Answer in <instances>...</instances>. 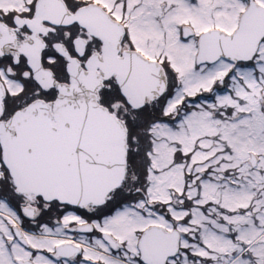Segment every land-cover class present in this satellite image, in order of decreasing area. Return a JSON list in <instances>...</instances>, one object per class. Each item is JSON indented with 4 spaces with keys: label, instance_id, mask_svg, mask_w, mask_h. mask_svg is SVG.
I'll list each match as a JSON object with an SVG mask.
<instances>
[{
    "label": "snow or ice",
    "instance_id": "snow-or-ice-1",
    "mask_svg": "<svg viewBox=\"0 0 264 264\" xmlns=\"http://www.w3.org/2000/svg\"><path fill=\"white\" fill-rule=\"evenodd\" d=\"M0 264H264V0H0Z\"/></svg>",
    "mask_w": 264,
    "mask_h": 264
}]
</instances>
